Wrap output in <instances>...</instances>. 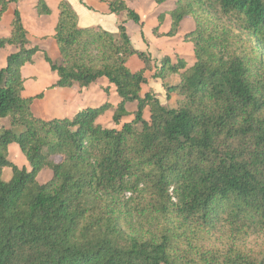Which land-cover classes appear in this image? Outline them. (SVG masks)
<instances>
[{
  "label": "trees",
  "instance_id": "1",
  "mask_svg": "<svg viewBox=\"0 0 264 264\" xmlns=\"http://www.w3.org/2000/svg\"><path fill=\"white\" fill-rule=\"evenodd\" d=\"M106 2L111 14L143 25L126 0ZM18 3L0 0V21ZM174 5L166 36L193 19L184 41L196 61L187 69L166 56L152 76L168 100L177 96L170 109L154 92L142 94L151 59L133 47L126 22L117 34L80 28L63 0L53 36L61 58L43 52L58 76L50 89L105 78L120 102L52 120L32 110L44 93L21 96L22 69L41 49L16 9L11 37L0 39V49H18L0 69V120L10 121L0 130V264H264V0ZM36 10L52 14L45 0ZM133 56L146 67L132 72ZM172 76L179 81L166 83ZM109 112L112 128L100 122ZM12 144L30 170L8 159ZM45 170L53 176L40 184Z\"/></svg>",
  "mask_w": 264,
  "mask_h": 264
},
{
  "label": "crops",
  "instance_id": "2",
  "mask_svg": "<svg viewBox=\"0 0 264 264\" xmlns=\"http://www.w3.org/2000/svg\"><path fill=\"white\" fill-rule=\"evenodd\" d=\"M45 1L52 10L50 16L38 15L36 10L38 0H19L18 4L10 5L0 21V39L10 38L13 31L12 22L15 16V11L18 9L22 15L24 26L28 31V40L31 46L39 47L41 49V52L35 56L34 63L27 64L22 69V76L25 79V87L21 96L23 98H30L44 93L43 99L35 100L32 106L34 114L38 118L44 120L64 119V117H55L52 115L55 113L54 110L57 109H64L65 111H63V114L66 116H68L67 114H71L68 117H65L71 119L83 109L92 108L91 105H88L91 103L89 100L91 99V93L101 94L103 97L100 101L101 103L104 104L110 102L114 106H117L120 100L116 94L115 87L109 84L108 80L105 78L100 79L97 84L92 85L90 88L80 89L75 87L72 89H50V87L58 81V76L51 71L49 64L45 61L43 52L47 53V55L54 61L61 58L58 45L53 36L55 35V29L59 20V4L63 0ZM67 1L73 6L78 14V24L80 28H101L106 32L117 34L119 32L118 28L120 24L126 22V29L131 38L133 47L137 51L147 54L151 59L150 68L147 72L148 83L143 86L142 94L145 95L152 91L158 96L162 104L163 99H168L167 91L161 80L152 79L157 68L161 67L162 59L168 56L172 59L173 64H177L178 59H182L187 64V69L192 67L196 61L194 46L191 43L184 41V36L195 30L196 25L193 19L188 18L183 21L177 36H166L171 30L172 20L170 13L175 7V0H171L163 5L155 4L152 0H126L128 6L140 15L143 24L142 26L129 20L126 15L111 14L109 4L106 0ZM140 1H143L141 2L142 4L139 3ZM161 17L163 18V21L160 24ZM17 51L18 49L14 46H7L0 49V69L7 66V58ZM128 67L132 72H138L144 69L146 65L138 56H133L128 62ZM39 68H43L48 72L51 71L52 81L35 91L30 92L27 85L38 79L37 74ZM178 81V76H172L166 79V83L168 84H176ZM105 89L109 90V94L105 93ZM49 115H52L53 117H45ZM101 121L102 120H100V122ZM9 127V119L0 120V130ZM10 147L11 145L9 146V150ZM28 165L29 163L26 164V162H23V167H19H25L30 170V166ZM51 178L50 175L49 177H46V182Z\"/></svg>",
  "mask_w": 264,
  "mask_h": 264
},
{
  "label": "rangeland",
  "instance_id": "3",
  "mask_svg": "<svg viewBox=\"0 0 264 264\" xmlns=\"http://www.w3.org/2000/svg\"><path fill=\"white\" fill-rule=\"evenodd\" d=\"M141 2H143V1H140L139 3H141ZM122 15H124V16L126 15V17L128 18L127 13L123 12ZM147 57H149V56L147 55ZM37 76H38L37 80H34L33 82H30L27 85L28 86V90L30 92L35 91L36 89L40 88L41 86H43L45 84H48V83H50L52 81V72L51 71L48 72L47 70H45L43 68H39ZM145 93H146V91H145ZM102 98H103L102 95L99 94V93H91V99H89L91 101V103H89L88 105H91L92 108L99 107V106H101L103 104V103L100 102L102 100ZM177 100H178V98L175 97V96H172L170 100L165 98V99H163V105H165L166 107H168L170 109L178 108ZM128 109H129L130 112H134L136 110V106L135 105H131V106L128 107ZM54 111H55V113H53L52 115H54L55 117H64L65 118V117H68L69 115H71V114H67L68 116L64 115L63 114V111H65L64 109L63 110L57 109V110H54ZM52 115L45 116V117L46 118L53 117ZM112 115H113V113L109 112L105 117H103L101 119L102 120L101 123L105 127H110V128L115 127V125L112 122ZM145 118L147 120L150 119V111L149 110H147L145 112ZM8 159L10 161H12L14 164H16L17 166L23 167V162H26V164H28V162L26 161L25 156L22 154V152H21V150H20V148H19V146L17 144L11 145L10 150H9ZM12 175H13L12 174V170L10 168H5L4 172H3V180L4 181H10ZM49 175L52 177V172L51 171H49V170L48 171H43L38 177L39 183L40 184L46 183L47 180H45V179H46V177H49Z\"/></svg>",
  "mask_w": 264,
  "mask_h": 264
},
{
  "label": "water",
  "instance_id": "4",
  "mask_svg": "<svg viewBox=\"0 0 264 264\" xmlns=\"http://www.w3.org/2000/svg\"><path fill=\"white\" fill-rule=\"evenodd\" d=\"M182 140H184V139H182Z\"/></svg>",
  "mask_w": 264,
  "mask_h": 264
}]
</instances>
